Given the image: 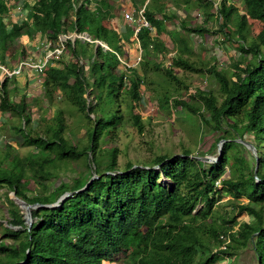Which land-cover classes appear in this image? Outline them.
<instances>
[{
  "label": "trees",
  "instance_id": "1",
  "mask_svg": "<svg viewBox=\"0 0 264 264\" xmlns=\"http://www.w3.org/2000/svg\"><path fill=\"white\" fill-rule=\"evenodd\" d=\"M98 1V7L90 8L91 0H36L32 5L24 4L28 16L15 22L10 17V0H0V60L4 63L12 50L19 52L17 44L23 35L33 37L36 32L42 38L50 36L56 40L71 31L86 32L111 48L80 38L68 39L70 53L66 54L75 60L65 61L63 56L44 72L46 94L52 99L56 90L62 91L65 99L83 113L88 127V141L83 146L65 136L61 112L48 136H33L27 129L32 123L29 103L25 97L11 99V77L2 81L0 112L19 115L21 124L17 129L24 143L35 145L38 152L23 159L15 156L10 166L0 162V187H8L28 204L38 206L31 209L30 226L10 199L13 227L6 228V236L14 242H0V264H104L123 252L130 253L128 264H214L236 255L232 250L246 248L253 250L254 264H264V150L258 148L257 164L252 151L238 139L249 135L256 143L264 141V0H242L243 9L229 0H176L177 8L186 14L196 6L207 12L215 7L221 28L227 29L225 38L238 36L239 47L246 54L244 66L237 62L236 70L216 65L209 68L223 100L219 102L213 91L199 88L192 97L202 102L205 112L174 98L175 105L201 116L209 131L217 136L216 142L224 140L222 156L216 162H207L185 150L173 156H156L154 163L159 164V169L129 163L124 170L117 169L118 149L105 153L101 145L107 131L124 120L116 106L128 78L118 72L122 64L119 55L122 59L127 55L119 34L106 26V21L111 23L110 0ZM169 2L135 0L139 9L145 6L144 15L156 32L144 26L138 32L146 57H142L140 69L126 66L131 73L129 107L141 100V84L152 68L149 47L153 46L156 54L163 52V33L176 41L180 50L166 71L169 80L179 82L175 66L197 69L183 57L188 51L187 42L177 32L167 30L166 21L175 17L168 12ZM249 18L262 23L252 40L247 35ZM180 24L189 32L206 31L202 26L188 28L186 18ZM20 52L28 54L23 46ZM84 56L88 66L80 64ZM153 67L162 70L160 63ZM89 77L95 79L92 85ZM92 91L93 98L88 97ZM170 98L167 94L161 97L162 106H167ZM242 115L245 120L240 118ZM132 119L138 124V116L133 115ZM81 159L86 161L85 173L59 184L51 183L53 170ZM95 175L98 177L92 180ZM27 176L36 184L32 196L21 188L26 185ZM68 192L71 194L59 205L48 206ZM223 194L238 200L246 198L248 201L240 204L239 210L251 216L250 221L239 224L237 236L228 233L230 242L225 236L229 230L215 224L216 205ZM200 204L202 207L198 208ZM229 222L238 223L236 218Z\"/></svg>",
  "mask_w": 264,
  "mask_h": 264
},
{
  "label": "rangeland",
  "instance_id": "2",
  "mask_svg": "<svg viewBox=\"0 0 264 264\" xmlns=\"http://www.w3.org/2000/svg\"><path fill=\"white\" fill-rule=\"evenodd\" d=\"M15 0H10L13 4ZM130 4V0H126ZM133 1V0H132ZM139 2V0H137ZM168 12L175 17L167 20V30L169 32H177L178 37L185 40L188 44V51L183 53V57L192 65L196 66L195 71L175 66V75L179 82H171L167 75V70L173 64V58L180 53L176 41H173L168 34H162L163 52L155 53L153 46L149 47L151 56L149 61L152 68L145 76V80L141 84V100L134 103L133 107H129L128 100L130 98L129 91L131 81L130 71L126 66L137 68L142 67V57H146L145 53L140 49V41L135 34V25L126 19L122 20L121 38H123V50L126 52L123 57L122 64L118 72L127 75L126 87L123 88L118 97L119 108L124 116V120L120 126L110 128L104 136L101 147L105 150L113 148L118 149L117 154V169L124 170L129 163L134 165H153L157 169L159 164H155L154 160L158 155H176L185 150L192 151L193 156H198L206 161L210 158V162L217 159L220 154L221 142H216L217 136L209 131V127L204 124L199 114H192L185 106H177L174 103V98H181L188 101L201 112H205L204 105L198 98L192 97L199 88L211 90L219 97V102L223 100L219 91V85L214 75L209 72L211 66L236 70L235 64L240 62V66H244L246 62V54L239 47L238 36L232 34L231 38H225L227 29L221 28V19H218V11L215 7L207 12L205 8L192 7L187 14L177 8L176 0H169ZM222 0H219L220 2ZM22 2L20 0L17 5ZM240 9H243L242 0H229ZM136 6L135 0L133 2ZM140 5V3H137ZM113 9V4H111ZM217 7V6H216ZM138 8L134 10V14L138 15ZM19 12L18 8L15 9ZM14 10V11H15ZM188 15V16H187ZM186 18L188 28L202 26L206 28L204 32H189L181 27L180 22ZM125 20V21H124ZM106 26L111 28V23L106 21ZM262 28V23L254 18L248 19V39H256L259 31ZM226 33V34H225ZM240 39V38H239ZM25 40H27L25 38ZM105 43V42H104ZM18 42V46H19ZM30 54H21L12 50L9 52L8 60L13 68H17L20 61L25 59H35L40 53V47L34 45L33 40L26 42ZM36 47V49H35ZM96 47V45H95ZM20 48V47H19ZM33 50V51H32ZM34 52V53H32ZM36 52V54H35ZM69 52V49L67 53ZM70 53V52H69ZM24 55V57H22ZM32 55L31 58H29ZM36 55V56H33ZM65 61L74 57L66 54ZM71 57V58H70ZM85 57V56H84ZM141 57V58H140ZM250 58V57H249ZM88 58L85 57V60ZM140 59V60H139ZM148 59V57H147ZM36 60V59H35ZM154 63H160L162 70L156 71L153 67ZM89 64V63H88ZM87 64V65H88ZM142 64V65H141ZM87 69V68H86ZM89 75V70H86ZM45 73H37L29 68L11 77L9 83L10 97L12 100H20L25 97L30 107L29 114L32 117V123L27 129L33 136L42 135L48 136L50 128L57 125L58 113H62L65 119V136L73 143L83 146L88 141L87 123L83 113L79 112L65 96L62 91L56 90L53 93L52 99L46 94L44 87ZM1 77V74H0ZM95 79L89 77V83L92 85ZM1 81H0V100H1ZM17 87H15L16 85ZM97 89L96 87H94ZM93 92V91H92ZM169 95L170 102L167 106H162L161 97ZM93 98V94L87 96ZM91 98H88L89 100ZM136 115L139 118L138 124L134 122L132 116ZM94 118V114H92ZM245 120V115L240 117ZM21 124L19 115L10 112H0V162L9 164L16 156L26 158L32 153L38 152L35 145L24 143V138L20 135L18 127ZM249 150L254 154V161L258 164L259 147L264 150V141L254 142V137L245 135L244 138H238ZM53 156V155H51ZM208 162V161H207ZM87 171L86 161L81 159L78 162H65L58 170H53L55 176L51 183L59 184L63 179L69 180L81 175ZM94 174V171H92ZM26 185L21 188L29 196L36 193V184L34 179L29 176L25 178ZM222 188V185L220 186ZM15 191L8 187H0V242L11 244L14 240L6 236V228L13 227L9 208L11 207L10 199L13 200L26 216V209L21 207ZM24 200V199H22ZM25 201V200H24ZM246 198L240 200L234 199L229 194H223L218 204L216 205V222L217 226L222 225L227 233V242H230L228 233L238 235L239 224L250 221L251 216L246 212L239 210V205L247 202ZM56 202L55 204H57ZM26 204H28L26 202ZM202 207V204L198 208ZM26 218V217H25ZM232 218H236L237 224L230 223ZM27 222V221H26ZM28 223V222H27ZM224 246V245H223ZM221 246V248L223 247ZM217 250V248H215ZM232 252V255L226 258L219 259L214 264H254V252L250 248L242 249V251ZM130 253L123 252L116 255L113 259L106 260L104 264H128L130 262Z\"/></svg>",
  "mask_w": 264,
  "mask_h": 264
},
{
  "label": "built area",
  "instance_id": "3",
  "mask_svg": "<svg viewBox=\"0 0 264 264\" xmlns=\"http://www.w3.org/2000/svg\"><path fill=\"white\" fill-rule=\"evenodd\" d=\"M98 5H99L98 0H91V3H90L91 7H96ZM216 6H218L217 3H216ZM17 8L20 12L24 11V3L23 2L19 3L17 5ZM144 10H145V6H143L142 8L138 10L137 16L133 12H126L125 14V19L135 25V34L137 38H138V32L141 30L143 26L150 28L153 33L156 32L155 28L151 25L149 20L145 17ZM76 38H80L82 40H86L89 42H95L97 44L104 46L107 49H111L108 44L104 43L101 40H93L85 32L78 33L77 31H74L69 34L60 35L57 40L49 36V37H46L43 40V42L40 44L41 47L40 45L38 46L40 47V53L35 58L36 60L32 58L22 60L20 61L19 65L16 66L17 68H11L6 63L0 60V74H1L0 81L2 82L7 77L18 75L24 70V68H29L37 73H44L54 60L59 59L63 57L64 55H66L68 51V39H71L72 41H74ZM119 57L122 60V57L120 55ZM80 64L84 66H88L87 65L88 60H85V58H81ZM222 238H224V236H222Z\"/></svg>",
  "mask_w": 264,
  "mask_h": 264
},
{
  "label": "crops",
  "instance_id": "4",
  "mask_svg": "<svg viewBox=\"0 0 264 264\" xmlns=\"http://www.w3.org/2000/svg\"><path fill=\"white\" fill-rule=\"evenodd\" d=\"M23 1H24V4L27 3V4L32 5L36 0H23ZM13 2L14 3L12 4V8L10 10V17L15 22H21L23 19L27 18L28 9L24 6V11L17 12V10H15V9H17L16 3H18V2L16 0ZM133 2H134V0L133 1L130 0V4H129L126 0H110V4H113V9L110 8V11H109V14H110L109 20L111 21V28L114 29L119 34L120 37H122L121 31L122 32L124 31V28L121 27V24H122L123 17L125 19L126 12H133L134 13L135 12L134 10H137V7L134 6ZM168 6H170V2L168 3ZM138 10H139V8H138ZM159 17H161V16L158 15V18ZM166 23H167V21H166ZM25 38L27 40H25ZM44 39H45V37L42 38V34L40 32H38V33L36 32L33 37H30L29 35L25 34L19 39L18 42L20 44L18 47H20V49H22V46L26 47L27 53L30 54V52L27 48L26 42H30V40H33L34 45L37 44L36 47L38 48V46L43 42ZM122 40H123V38H121V41ZM121 41H120V43L122 44ZM36 47H35V49H36ZM140 47H141V44H140ZM32 53H34V52H32ZM35 54H36V52H35ZM36 55H33V56H36ZM31 57H32V55L29 58H31ZM5 63L8 66H10L11 68H13V66L10 64V60L7 59Z\"/></svg>",
  "mask_w": 264,
  "mask_h": 264
},
{
  "label": "water",
  "instance_id": "5",
  "mask_svg": "<svg viewBox=\"0 0 264 264\" xmlns=\"http://www.w3.org/2000/svg\"><path fill=\"white\" fill-rule=\"evenodd\" d=\"M224 140L221 141V144H223ZM220 157L222 156V146L220 147ZM208 162H210V158H206ZM218 160L217 159H214L212 162H216ZM95 177H98V175H95L92 180L95 178ZM91 180V181H92ZM90 181V182H91ZM88 186V185H87ZM86 186V187H87ZM86 187L82 188L81 190L85 189ZM71 194V192H68L66 194H64L59 200H58V203L57 204H51V205H48V206H55V205H59V201H64L69 195ZM15 200H18V202L20 203L21 207H24L26 209V221L28 222V224L31 226L32 223H33V218H32V212H31V209L34 208V207H37L38 204H26V201L22 200V199H19L18 197H16Z\"/></svg>",
  "mask_w": 264,
  "mask_h": 264
},
{
  "label": "clouds",
  "instance_id": "6",
  "mask_svg": "<svg viewBox=\"0 0 264 264\" xmlns=\"http://www.w3.org/2000/svg\"><path fill=\"white\" fill-rule=\"evenodd\" d=\"M19 1H20V0H19ZM19 1H18V2H19ZM22 2L24 3L23 0H22ZM20 3H21V2H20ZM96 7H98V6H96ZM90 8H95V7H91V6H90ZM71 32H74V31H71ZM71 32H69V33H71ZM69 33H68V34H69ZM78 33H80V32H78ZM81 33H83V32H81ZM85 33H86V32H85ZM87 34H88V33H87ZM63 35H65V34H63ZM88 35H89V34H88ZM89 36H90V35H89ZM90 37H91V36H90ZM91 38H92V37H91ZM92 39H93V38H92ZM93 40H98V39H93ZM74 41H75V40H74ZM84 41H86V40H84ZM96 44H97V43H96ZM106 44H107V43H106ZM141 49H142V48H141ZM142 51H143V49H142Z\"/></svg>",
  "mask_w": 264,
  "mask_h": 264
}]
</instances>
